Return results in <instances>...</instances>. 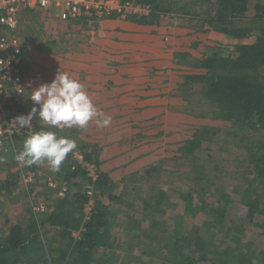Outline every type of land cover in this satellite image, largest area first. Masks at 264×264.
Wrapping results in <instances>:
<instances>
[{
    "label": "crops",
    "instance_id": "0c3cea01",
    "mask_svg": "<svg viewBox=\"0 0 264 264\" xmlns=\"http://www.w3.org/2000/svg\"><path fill=\"white\" fill-rule=\"evenodd\" d=\"M162 10L164 11V9ZM28 16L29 14H26L24 19H27ZM58 23L65 25L62 22ZM70 26H72L73 32L65 36L66 40L63 43L56 42L53 38L50 43L44 40L36 42L30 47L27 44L24 45L25 51H28L27 53L23 51L22 56V75L25 85L24 111L29 113L35 106L30 100L33 90L41 84L50 83L58 72L69 73L83 84L96 107L112 118L111 124L100 130L91 122L84 129L78 127L68 128V130L66 128L49 129L36 117L39 122L37 129L38 131L42 128L55 131L61 137L75 140L78 147L84 146L90 155L96 153L100 173L107 175L108 185L125 186L126 177L140 175V178H143L145 174L150 173L147 171L148 169L152 173V161L154 160H152V146H148L141 154L135 152L131 155V153L121 151L123 148L125 151L135 149L131 143L135 142L139 135L134 134L135 131L132 128L138 123V120L140 122L142 119L139 114L143 113L145 116L153 117L164 114L160 118L162 122H167L165 126L174 125L176 128L184 126L181 122L183 119L179 117L183 114L182 111L189 107L188 101L192 105L194 103L191 101V97H187L183 102L173 94L181 92L180 89L188 83L185 82L188 77L194 78L206 73L203 71L191 73L195 69L192 68L190 62L195 55L190 52L188 46L190 42H194L193 45L205 48L207 51L205 46L207 33H202L200 36L192 35L193 33L188 32V29L182 27L181 24H176L174 21L168 23L165 16L151 23L106 20L95 29L73 23ZM20 38L23 43V37ZM186 86L188 92L192 93L194 84L189 85L188 83ZM181 90L184 91V89ZM134 111L140 112L136 115ZM132 114L135 117L131 116ZM146 120L150 121L149 118ZM19 139L17 138L15 141L19 144L20 150L22 145L19 143ZM125 143H129L130 146H122ZM132 161H135L134 163L142 161V164L134 166ZM65 162L67 160L62 163L64 166L55 172L56 177L52 180L54 179L59 184L69 185L70 195L63 199L54 197V201H48L49 205L43 216L29 217L27 212L20 208L19 212H9L12 217L7 212L10 208L4 207L3 221H0V237L8 235L10 228L16 225L20 226L23 235L34 236V225L36 224V231L42 234L43 241H49L45 244L52 243L61 253L67 249L66 238L79 236L77 229L71 230L68 227L74 225V222L79 221L82 217L79 214L78 199L82 196L80 191L81 188L83 189L84 181H78L79 174L66 179L71 170H69V161L67 164ZM139 169L141 174H135ZM50 173L53 172L49 170L46 174ZM46 174H43V177L38 180V185L44 186L45 190L47 189L44 184L46 179L44 175ZM150 175L147 177L150 178ZM142 181H147V178L140 179L138 184ZM129 187L132 188L130 190L133 191V194L137 192L138 195L145 189L142 184L139 186H130L129 184L127 188ZM106 188V190L103 189L100 198L106 193H110L111 197H120L117 193L110 192L107 186ZM97 202L102 203L105 207L109 206L110 211L113 210L107 217L106 227L101 230L106 232L105 240L109 248L100 247L97 250H92L89 252L87 257L89 261L87 262L85 261L86 257L78 255L76 262L78 261V264H124V258H120V262L118 256L121 251L120 246L123 245V236L117 227L111 229L109 223L114 220L117 211H122L121 204L128 205L134 201ZM135 202L139 204V201ZM118 206L120 210L117 209ZM139 206L140 204L136 207L137 210ZM56 208H59V215L54 218L52 214ZM131 208L123 215L127 217L124 221L127 220L133 224L136 211L131 212ZM123 215L117 216L118 220L123 219ZM58 222L62 225L57 226ZM69 252H71L69 253L71 257H68L67 261L72 264L74 258L72 249H69ZM130 262L135 264L132 257Z\"/></svg>",
    "mask_w": 264,
    "mask_h": 264
},
{
    "label": "rangeland",
    "instance_id": "374dc122",
    "mask_svg": "<svg viewBox=\"0 0 264 264\" xmlns=\"http://www.w3.org/2000/svg\"><path fill=\"white\" fill-rule=\"evenodd\" d=\"M159 1L160 8H167L169 13L165 15H162V13L156 14L159 16L162 15L161 17L165 16L168 23L174 21L176 24H181L182 27L184 26L188 29V32L193 33L192 35L200 36L202 33L206 34V29L201 25V21L192 19V14H195L197 10L203 6L202 2H193V0ZM239 24L241 25L242 23ZM65 25L67 27H63V36L73 32L70 23H66ZM61 26L63 25L53 20V18L39 16L38 14H29L27 19L23 21L19 30L20 37H23V51H25L24 45L26 44L30 47L32 44L35 45L36 42L39 43L46 40L50 43L53 38L57 39L58 31ZM193 43L194 42H190L188 46L190 52L195 55L191 59V62L188 61L190 65L192 64V68L195 69L191 71V73L194 71H197V73H199V71L206 72V70L201 67V64L202 61L206 59L208 53L205 51V48L203 49L200 46L193 45ZM30 49L33 50V48ZM27 52L26 50L25 53ZM247 75L252 78H264V68L247 71ZM186 85L184 88H181L184 89V91L180 89L181 92L173 94L177 99L183 102H185L187 97H191V101L194 103L192 106L191 102L188 101L189 107L184 109L182 111L183 114L179 117L183 119L181 122L184 126L182 128H176L174 125H169V127L165 126L167 122H162L160 118L164 116V114L154 117L147 115V117L143 113H140L139 117H142V119L140 122L138 120V123L132 128L135 131L134 134L139 135L136 141L131 143L135 149H128L125 151V148H123L121 150L124 153H131V155L135 154V152L141 154L148 146H152V160L154 159L152 161L154 167H152V173L151 170L148 169L147 171H150V173L145 174L143 178H140V175L126 177L124 181L125 186L122 184V186L118 184L109 186L107 184L110 192L117 193L120 196L117 201H134L132 204L130 202L128 205L121 204L120 208L123 212L117 211V215L114 217L115 221L112 220L109 223L111 229L117 227L119 233L123 236V245L120 246L121 251H119L118 256L119 261L120 258H124V264H133L130 262L131 257L135 261V264H173L172 261L175 260V257L173 253L170 252L172 249L170 245L174 243V239L177 240L181 238V241L185 240L187 237L186 232L189 228L193 229L194 227L198 228V232L192 233V236L197 235L207 241L211 239V244L217 246L214 250H211L215 251L217 248V253H214L215 257L218 256V253L223 255L231 250H264V227L259 226L260 224L264 225V218L255 217L254 224L251 225L247 217H239L241 204L246 201H215L220 200L221 195L224 193L226 195H231V198H233V195L243 194L244 191L249 192L252 190V194L261 193V186L258 185L256 181L257 172H255L252 166H249L250 154L246 147V143L255 138L256 135L252 134V132H240L237 126L217 118V113L213 112L214 108L206 103L204 95L200 94L202 92V86L194 85L192 93H190L191 91L188 92V87ZM134 112L138 115L140 111L138 113H136V111ZM15 114L21 116L27 115L28 113L24 111V107L22 106L21 109L15 110ZM131 116H134V114ZM148 118L150 121L146 120ZM33 121L36 125V131H38L37 123L39 122L36 118H34ZM66 129L68 130V128ZM197 132L200 134L198 137L203 140V143L199 149H196L191 154L196 157L194 161L191 156L183 153L184 151L181 152L180 149L188 140H193V135ZM57 135L59 136V134ZM24 139V137L19 139L21 145ZM13 144L15 151L13 149L0 151V221H3L2 215L4 214V207L10 208L7 210L8 213L19 212L21 208L22 211L27 212L26 214H28L29 217H37L43 216L46 210L42 213H35L33 208L43 205L44 208L47 209L49 205L48 201H54V197L60 198L57 196L60 184L54 179L52 180V178L56 177L55 173L46 174L47 171L50 170L48 166H46V163L31 166L36 169L39 174L35 183L26 184V182H24L23 177L26 174L25 167L20 165L14 158L16 155L15 153H18L21 149L19 150V144L16 141H14ZM125 145L130 146L129 143H125L122 146ZM208 146L209 150H207ZM95 154L89 155L93 157V161H97L98 165L99 160H96L97 155ZM71 158L70 152L66 158L67 162H65V164H67L69 161V167ZM134 162L132 161L134 166L139 163L142 164V161L139 163ZM63 166L64 164H61L60 168ZM98 167L100 166L98 165ZM137 171L138 172H135V174H139L141 170L139 169ZM43 174H46L44 175L46 178L44 182L47 187L46 190L44 186L38 185V180L43 177ZM149 174H151L149 176L150 178L147 177ZM77 177L78 181H84L85 185V177L81 174ZM145 178H147V181L139 183L145 187L142 196L138 195L137 192L133 194V191L130 190L132 189L131 187L127 188L129 184L130 186H139L138 182L140 179L144 180ZM49 180L58 185L56 189L48 188L47 181ZM67 186L68 193H66L65 197L71 193L70 186ZM103 188L104 187L100 189L96 188V201H115V196L111 197L110 193L103 195V198L99 197L102 195ZM201 188H203V190L209 189L212 191L213 201H192L193 204L194 202H198V204H196L197 207H203L200 212H204L202 213L204 217H192L190 213H186V204L180 199L178 194L188 193L190 189H196L200 193ZM163 189L167 190V195L171 198V206L169 208L163 205L164 209L167 208L165 214L161 212V205H158L160 201L157 199L158 194ZM83 190L84 186L83 189L81 188V191L79 189L82 196ZM80 192L79 195H81ZM144 194L145 196H143ZM203 194L204 193L201 194L202 199ZM133 197H135V199H133ZM135 201H146L145 204H150L149 206L152 207V210H150V207L147 209V213L150 210L149 215H152V221L155 220L154 222L158 224L157 228L152 230V236L158 237V235H164V240L160 242V238L157 242H154L155 239H153L152 250H144V255L140 254L139 251V249H141L139 247L142 245L133 237L134 235L138 236L140 233H138L137 229L130 221H124L127 217L123 214H126L128 210L130 211V207H132L131 212L139 211V209H136L139 204ZM202 204H204V206H202ZM120 208L119 206L117 207L118 210H120ZM215 208L225 213L224 220L214 221L212 215L209 216L207 214V212L209 213L210 210ZM119 215H123V219L121 218V220H118L117 216ZM10 216L12 215L10 214ZM154 222H152V225ZM212 223H215L217 226L212 227ZM239 226H242L243 229L241 228V234L237 233L236 235L234 229ZM48 242L44 241V243ZM46 245L48 246V244ZM184 253L186 254V251L179 250V257H183ZM211 257L213 258V254L209 253V255L206 256L207 260L205 262L201 263L199 257H196L192 262L193 264H209L212 259ZM147 259L150 261H147ZM174 264L185 263L175 262Z\"/></svg>",
    "mask_w": 264,
    "mask_h": 264
},
{
    "label": "trees",
    "instance_id": "16d2710c",
    "mask_svg": "<svg viewBox=\"0 0 264 264\" xmlns=\"http://www.w3.org/2000/svg\"><path fill=\"white\" fill-rule=\"evenodd\" d=\"M129 1L150 5L151 13L149 19L145 21L147 23L154 22L162 15L169 13L163 4L164 11L160 8L159 0ZM193 2H202L203 4L195 14H192V19L200 20L201 25L206 29L205 46L208 55L201 64L206 73L194 78L188 77L186 82L189 85L202 86L200 94L204 95L205 102L214 108L213 112L217 113V118L237 126L240 132H252L256 135L246 143V147L250 154L249 166H252L257 172L256 181L261 186V193L252 194V190L244 191L243 194L233 195V198L224 193L220 200L215 201H246L241 204L239 217H247L249 224L253 225L255 217L264 218V78L249 77L247 71L264 68V0H193ZM156 13H162V15L159 16ZM238 22L242 24L240 25ZM63 27L67 26L63 25L59 28L56 42L63 43L66 40L65 36L70 34L67 33L63 36ZM199 135L198 132L194 133L193 140H188L180 149L181 152L184 151L183 153L191 156L194 161L196 157L191 154L203 143V140L198 137ZM77 149L88 151L84 146H79ZM207 150H209V146ZM85 158L91 162L95 161H93V157H90L89 152L85 153ZM95 163L97 164V161ZM69 170H71V165ZM78 174L83 175L81 171L71 170L66 179ZM107 184V175L100 173L97 189L104 187L103 189L106 190ZM166 191V189L161 190L157 197L163 214L171 206V198ZM143 193L144 191L140 195L142 196ZM202 193H204L203 199L201 198ZM211 193L212 191L209 189L201 188L200 193L196 189H190L188 193H179L178 196L186 204V213L196 217L203 216L204 212H200L203 207H197L198 202L193 204L192 201H213ZM115 198L117 201L118 197ZM78 201L79 214H82V206L86 199L81 196ZM145 203L146 201H139V211L135 213L133 219V224L140 233L133 237L142 245L139 247L142 255H144V250H152L153 239H155L154 242H157L159 238V242L164 240V235L152 236V230H155L158 224L154 222L155 220L152 221V215H149L152 207ZM163 205L167 208L164 209ZM149 207L151 209L147 213ZM112 211L109 206L105 207L96 201L89 220L80 219L68 227L71 230L77 229L79 236L66 238L67 249L61 253L52 243L48 246L44 243L42 234L36 231V224L34 225V236L23 235L20 226H12L8 235L0 237V264H47L48 262L69 264L67 261V258L71 257L69 249H72V255H74L72 264H78V261L76 262L78 255L86 257L85 261L87 262L89 261L87 259L89 252L92 250H97L100 247L109 248L105 240L106 232L101 230L106 227L107 217ZM207 214L212 215L214 221L224 220L225 216V213L222 210L219 211L218 208L210 210ZM52 215L54 218L57 217L59 208H56ZM152 222H154L153 225ZM61 225V223H57V226ZM214 226L217 225L212 223V227ZM259 226L264 227L263 224ZM241 228L243 229L242 226L235 227L236 235L237 233L241 234ZM197 229L196 227L189 228L186 232L187 237L183 241L181 238L173 240L174 243L170 245L172 246L170 252L175 257V260L172 261L173 264L175 262L193 264L192 261L196 257H199L202 263L207 260L206 256L209 253L213 254L209 264H264V250H231L223 255L218 253V256L215 257L214 253H217V248L215 251L211 250L217 246L211 244V239L207 241L197 235L192 236V233L198 232ZM179 250L186 251V254L179 257ZM147 261L150 260L147 259Z\"/></svg>",
    "mask_w": 264,
    "mask_h": 264
},
{
    "label": "built area",
    "instance_id": "2783aa9c",
    "mask_svg": "<svg viewBox=\"0 0 264 264\" xmlns=\"http://www.w3.org/2000/svg\"><path fill=\"white\" fill-rule=\"evenodd\" d=\"M150 13L149 4L129 0H0V62H3L0 63V151H15V139L22 136L26 138L36 131L34 121L29 128L17 129L11 126V121L19 116L15 114V110L22 108L25 96L22 75L23 43L19 30L26 14H38L64 24L73 23L95 29L106 20L146 23ZM71 157V170L81 171L85 177L83 196L86 201L82 206L81 216L87 221L96 203L99 167L95 162L86 160L85 153L80 149L71 152ZM25 170L24 182L35 183L39 177L36 169L25 167ZM47 186L49 189H56L58 185L49 180ZM66 193L67 184H60L57 196L64 198ZM45 210L43 205L33 208L35 213Z\"/></svg>",
    "mask_w": 264,
    "mask_h": 264
},
{
    "label": "clouds",
    "instance_id": "9594fccd",
    "mask_svg": "<svg viewBox=\"0 0 264 264\" xmlns=\"http://www.w3.org/2000/svg\"><path fill=\"white\" fill-rule=\"evenodd\" d=\"M30 100L35 106L27 115L15 117L11 121L12 127L29 128L36 117L49 129H84L91 122L100 130L111 124L112 118L96 107L83 84L67 72H58L50 83L41 84L33 90ZM77 148L75 140L42 128L24 139L21 150L14 158L25 167L46 163L55 173L68 154Z\"/></svg>",
    "mask_w": 264,
    "mask_h": 264
}]
</instances>
